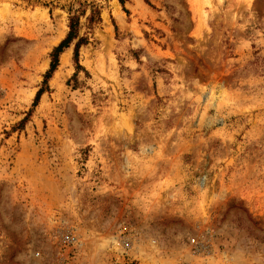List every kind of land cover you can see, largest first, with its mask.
I'll use <instances>...</instances> for the list:
<instances>
[{
  "label": "rangeland",
  "instance_id": "1",
  "mask_svg": "<svg viewBox=\"0 0 264 264\" xmlns=\"http://www.w3.org/2000/svg\"><path fill=\"white\" fill-rule=\"evenodd\" d=\"M147 1L0 0V264H264V0Z\"/></svg>",
  "mask_w": 264,
  "mask_h": 264
},
{
  "label": "trees",
  "instance_id": "2",
  "mask_svg": "<svg viewBox=\"0 0 264 264\" xmlns=\"http://www.w3.org/2000/svg\"><path fill=\"white\" fill-rule=\"evenodd\" d=\"M119 4L122 7V10L127 14V10L124 8V4L126 0H118ZM146 4H148L147 0H144ZM85 15L84 10H79V13H74L69 16L68 18V32L65 36V38L56 46L53 48L52 52L50 53V63L47 71L45 72L43 76L42 86L35 94L32 107L36 106L38 100L40 99L41 95L46 90V85L49 79L52 77L53 73L56 71L58 67L59 62V56L68 49L71 44H73V62L75 64L76 70H81V67L78 64V53L81 46L87 44V41L84 37H79V25H80V18ZM88 25L92 26L95 22H99V11L96 9H92L90 12L89 17L86 18ZM26 120L24 118L20 125L23 124V122Z\"/></svg>",
  "mask_w": 264,
  "mask_h": 264
},
{
  "label": "built area",
  "instance_id": "3",
  "mask_svg": "<svg viewBox=\"0 0 264 264\" xmlns=\"http://www.w3.org/2000/svg\"><path fill=\"white\" fill-rule=\"evenodd\" d=\"M72 238H73V237H72ZM72 238H71V241H74L75 239H74V238L72 239ZM67 240H69V238H67ZM69 241H70V240H69Z\"/></svg>",
  "mask_w": 264,
  "mask_h": 264
}]
</instances>
